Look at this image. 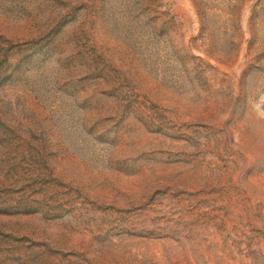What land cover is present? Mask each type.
Instances as JSON below:
<instances>
[{
    "label": "rangeland",
    "instance_id": "rangeland-1",
    "mask_svg": "<svg viewBox=\"0 0 264 264\" xmlns=\"http://www.w3.org/2000/svg\"><path fill=\"white\" fill-rule=\"evenodd\" d=\"M0 264H264V0H0Z\"/></svg>",
    "mask_w": 264,
    "mask_h": 264
}]
</instances>
